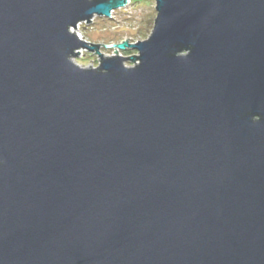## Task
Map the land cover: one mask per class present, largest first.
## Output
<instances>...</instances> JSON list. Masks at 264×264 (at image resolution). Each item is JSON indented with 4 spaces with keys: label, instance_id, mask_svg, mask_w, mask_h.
I'll return each mask as SVG.
<instances>
[{
    "label": "water",
    "instance_id": "95a60500",
    "mask_svg": "<svg viewBox=\"0 0 264 264\" xmlns=\"http://www.w3.org/2000/svg\"><path fill=\"white\" fill-rule=\"evenodd\" d=\"M155 1L0 0V264H264V0Z\"/></svg>",
    "mask_w": 264,
    "mask_h": 264
},
{
    "label": "rangeland",
    "instance_id": "374dc122",
    "mask_svg": "<svg viewBox=\"0 0 264 264\" xmlns=\"http://www.w3.org/2000/svg\"><path fill=\"white\" fill-rule=\"evenodd\" d=\"M155 4V0H128L125 6L114 9L111 12V17L95 16L87 23H79L75 32L86 40L102 45L119 43L123 40L131 43L145 39L150 35L153 27V19L156 15ZM142 27L146 29H142ZM113 50V48L100 47V52L104 56H110ZM119 53L130 56L136 54V51L127 48L119 51ZM73 60L76 64L84 67H89V65L96 67L99 64L100 57L97 53L81 50ZM124 64L132 66L133 62L125 61Z\"/></svg>",
    "mask_w": 264,
    "mask_h": 264
},
{
    "label": "trees",
    "instance_id": "16d2710c",
    "mask_svg": "<svg viewBox=\"0 0 264 264\" xmlns=\"http://www.w3.org/2000/svg\"><path fill=\"white\" fill-rule=\"evenodd\" d=\"M142 29H146V28H143V27H142ZM142 29H141V30H142ZM148 29H149V28H148ZM148 29H147V30H148ZM140 33H141V34H145L144 32H140Z\"/></svg>",
    "mask_w": 264,
    "mask_h": 264
}]
</instances>
